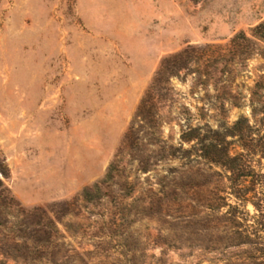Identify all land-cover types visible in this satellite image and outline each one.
I'll return each instance as SVG.
<instances>
[{
	"label": "rangeland",
	"instance_id": "374dc122",
	"mask_svg": "<svg viewBox=\"0 0 264 264\" xmlns=\"http://www.w3.org/2000/svg\"><path fill=\"white\" fill-rule=\"evenodd\" d=\"M263 19L264 0H0V164L18 207L0 238L28 227L25 215L40 219L27 228L36 242L45 215L59 237L3 240L0 264H253L252 247L227 239L228 208L214 210L237 205L249 223L256 214L231 195L229 173L185 160L142 173L123 138L160 60L186 47L212 49L194 54L157 105L166 144L178 148L186 128L252 123L264 42L237 52L228 42ZM150 150L137 154L159 160ZM116 154L113 178L84 200ZM239 187L250 192V177ZM255 190L263 202L264 187Z\"/></svg>",
	"mask_w": 264,
	"mask_h": 264
},
{
	"label": "trees",
	"instance_id": "16d2710c",
	"mask_svg": "<svg viewBox=\"0 0 264 264\" xmlns=\"http://www.w3.org/2000/svg\"><path fill=\"white\" fill-rule=\"evenodd\" d=\"M256 41L264 42V19L253 27L250 37L242 32L236 33L229 39L228 45L234 49V52H237L239 47L247 48L248 44H254ZM210 49H212V46L208 45L197 48L186 47L160 60L130 120L124 134L123 143L128 151L134 153L131 159L142 173L148 171L151 166H155L159 161L164 160L181 162L185 160L191 164L190 168H194L203 162L229 173L228 180L232 185L231 195L240 203H250L256 214L251 217L252 221L249 223L247 219L243 218L244 213L240 212L237 205L230 206L226 202H221V204H215L214 210L228 208L224 214H221L225 217L227 239L233 245L252 247L255 254L252 256L251 262L253 264H264V238L261 236L264 233V201L256 200L254 202L252 200V198H259L255 185L258 189L264 187V165L260 166L258 173L253 169V163L260 164L261 160L264 161V101L259 102L258 109L252 108L251 113L254 117L252 123L248 118L241 116L229 127L222 126L212 129L205 125L186 128L185 131L181 132L179 138L181 145L178 148L168 146L160 135L157 105L159 101L166 99V92L170 91V79L177 77L180 72L188 70V66L195 59L194 54L197 52L205 54ZM204 58L209 59V56ZM256 111L260 115L257 120H255V117H257ZM140 133L142 134L140 135ZM146 137H150V140L146 141ZM144 141H146L145 144H143ZM183 144L189 145V147L183 148ZM141 146H146L151 149L150 152L160 155L159 160H156L155 157L144 158L137 154V149ZM254 157H257L258 160L254 161ZM122 161L123 158L116 154L113 161L108 165L104 181L94 183L90 188H84L82 191L83 199L91 201L94 192H97L101 185L107 184L106 181L113 178V173L117 172ZM249 177L253 189L246 193L239 185L247 181ZM6 178L7 172L0 164V233L9 224L8 219H16V213L18 212L16 211L18 207L14 198L2 181ZM248 193L251 196H246ZM221 201H224V199L221 198ZM24 218L28 227L40 223L39 218L35 220L34 217L28 215H25ZM45 221L49 226L43 224L41 228L32 230L34 234L40 232L42 237L40 242H36L34 240L35 236H31V233L27 232L28 227L22 228L21 225H17L16 232L13 231L10 238L2 236L0 242L19 238L34 243V245H53L59 239L56 236L58 230L50 217L45 215ZM241 264H245L244 260L241 261Z\"/></svg>",
	"mask_w": 264,
	"mask_h": 264
}]
</instances>
